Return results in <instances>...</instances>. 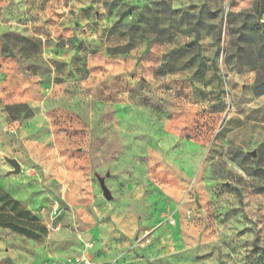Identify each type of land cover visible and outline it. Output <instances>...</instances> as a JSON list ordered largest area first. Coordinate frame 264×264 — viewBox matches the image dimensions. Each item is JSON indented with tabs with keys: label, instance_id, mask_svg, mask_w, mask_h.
<instances>
[{
	"label": "rangeland",
	"instance_id": "rangeland-1",
	"mask_svg": "<svg viewBox=\"0 0 264 264\" xmlns=\"http://www.w3.org/2000/svg\"><path fill=\"white\" fill-rule=\"evenodd\" d=\"M0 42V188L35 216L0 226V264H264V0H0ZM131 57L129 100L160 116L209 83L192 174L120 122V69L88 80Z\"/></svg>",
	"mask_w": 264,
	"mask_h": 264
},
{
	"label": "crops",
	"instance_id": "crops-1",
	"mask_svg": "<svg viewBox=\"0 0 264 264\" xmlns=\"http://www.w3.org/2000/svg\"><path fill=\"white\" fill-rule=\"evenodd\" d=\"M159 64L160 60L154 61L152 64L153 68L148 67V70L158 67ZM114 69H120L124 78L122 88L118 90L116 95H112L118 110L120 122L126 128L131 127L134 130L145 133L151 141L152 146L168 163L173 164L177 170L186 175L192 174L202 159L205 141L202 138L204 135L202 128H194L193 118L195 109H192L190 106L197 105L195 99L199 96L197 94L198 89H202L204 86L209 87V83L203 82L196 75H189V80L183 81V88L186 91V97H184L187 98L186 104L182 102V104L171 103L168 112L160 116L158 113L155 114L140 105L133 104L129 100V89L134 85L136 75L141 73L142 69L141 67H136L135 58L131 57L126 60L121 59L117 61L106 60L102 62L101 66H92L88 80H91L93 83L97 80L96 73H109ZM9 70L13 74L15 73L13 62L9 57L1 56L0 53V72L8 76L7 80H9ZM14 76L17 75L14 74ZM105 82L108 83L109 81L106 80ZM175 82L178 84L179 89L178 80L170 81L172 86H174ZM47 225L49 226V224Z\"/></svg>",
	"mask_w": 264,
	"mask_h": 264
},
{
	"label": "trees",
	"instance_id": "trees-1",
	"mask_svg": "<svg viewBox=\"0 0 264 264\" xmlns=\"http://www.w3.org/2000/svg\"><path fill=\"white\" fill-rule=\"evenodd\" d=\"M261 39L262 37L259 38V40ZM259 49V53L261 54L263 52V49ZM248 64H256V62L253 60L249 61ZM257 92L261 93L263 92V90H257ZM7 109H10V107L7 106ZM23 215H28L31 219H35V216L31 215L29 210H26L21 207L15 199L8 196L0 188V226L8 227L14 231L26 234L28 233V228L26 224H24L22 221ZM41 229L43 232H45L44 227H42Z\"/></svg>",
	"mask_w": 264,
	"mask_h": 264
},
{
	"label": "built area",
	"instance_id": "built-area-1",
	"mask_svg": "<svg viewBox=\"0 0 264 264\" xmlns=\"http://www.w3.org/2000/svg\"><path fill=\"white\" fill-rule=\"evenodd\" d=\"M53 229L55 230L59 229V225L53 227ZM47 264H100V263L90 258L87 254H81L65 259L52 260Z\"/></svg>",
	"mask_w": 264,
	"mask_h": 264
},
{
	"label": "water",
	"instance_id": "water-1",
	"mask_svg": "<svg viewBox=\"0 0 264 264\" xmlns=\"http://www.w3.org/2000/svg\"><path fill=\"white\" fill-rule=\"evenodd\" d=\"M251 154L254 156L255 152H251ZM5 160L13 167L12 173H18L20 171V163L18 160L9 157H5ZM96 178L98 180L100 189L102 190V194L105 199L111 200L112 195L105 184V178L103 176H99L98 174H96Z\"/></svg>",
	"mask_w": 264,
	"mask_h": 264
}]
</instances>
